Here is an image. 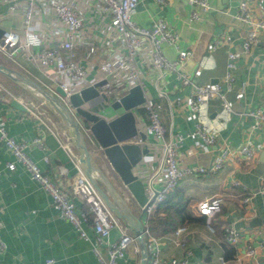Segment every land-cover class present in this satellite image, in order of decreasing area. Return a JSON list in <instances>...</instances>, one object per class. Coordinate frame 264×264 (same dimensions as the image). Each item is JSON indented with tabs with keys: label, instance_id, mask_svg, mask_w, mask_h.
<instances>
[{
	"label": "crops",
	"instance_id": "obj_1",
	"mask_svg": "<svg viewBox=\"0 0 264 264\" xmlns=\"http://www.w3.org/2000/svg\"><path fill=\"white\" fill-rule=\"evenodd\" d=\"M204 1L208 5L206 10L196 8L189 0H165L164 5H158L155 0H140L134 21L148 28L155 20H164L178 35L179 49L192 52L183 72L199 85H222L227 54L237 53L233 89L231 92L223 91L230 111L223 107L221 98L214 97L202 105L196 115L190 113L184 108L189 89L181 87L175 74H167L155 84L156 75L144 71L140 88L145 99L162 104L161 119L167 137L182 136L178 156L183 167L209 168L220 149L238 150L245 142L250 143L255 155L250 162L242 156L232 157L214 174L189 176L179 183L177 189L189 198L196 214L199 213L197 205L200 202L218 204L221 211L215 216L213 232L206 224H194L186 227L184 235L156 237L160 258L163 261L186 259V264H220L225 255L224 247L229 246L223 233L228 226L239 232L240 241L235 248V258L227 263L264 264V249L260 248L264 241V196L259 193V184L264 178V127L247 115L249 111H264V31L258 32L256 43L248 54H244L242 42L247 26L237 18L239 0ZM249 8L256 20H264V0H249ZM194 11H197V20L190 18ZM85 14L87 24L91 22L93 25L90 34L102 36L104 19L91 7ZM20 26L21 17L9 14L7 7L0 4V29L18 31ZM217 41L219 45L213 48ZM163 53L170 60L177 55L172 46H164ZM81 56L82 52L77 58L81 59ZM0 65L35 83L61 102L56 87L31 63L18 60L16 64L0 54ZM43 91L0 73V122L10 136L28 143L27 154L41 172L69 194L77 166L83 172L84 169L69 130L62 118L47 105ZM93 105H96L94 111L103 114L105 119H113L123 112L110 109L98 99ZM133 113L137 129L143 131L141 107ZM198 123L208 126L216 136L215 144L207 153L200 151V140L193 136ZM36 136L41 137L42 148L32 143ZM84 138L96 169L94 178L102 191L111 202H116L135 218L141 216L142 208L121 185L100 154L96 142L86 136ZM66 144L70 145L71 152L65 149ZM14 161L0 141V240L6 246L0 252V264H40L48 259L54 260V264H100L92 251L95 233L91 222L84 226L89 241L80 239L72 226L59 217L49 196L31 180L21 164L16 163L13 172L5 168L7 163ZM159 163L160 155L149 152L134 169L152 192L161 188V177L156 174ZM249 194H252L250 202L244 204L243 199ZM75 202L78 210H85L81 203ZM117 219L126 233L135 236L131 227ZM144 219L142 216L143 225ZM119 236L120 231L113 229L109 241L115 242ZM182 242L184 246L180 245ZM247 245L255 249L253 257L245 255ZM135 247L140 249L137 241L129 246L117 264H140L141 252L135 253ZM187 251L190 255L186 254ZM100 252L104 254V249L101 248Z\"/></svg>",
	"mask_w": 264,
	"mask_h": 264
},
{
	"label": "built area",
	"instance_id": "obj_2",
	"mask_svg": "<svg viewBox=\"0 0 264 264\" xmlns=\"http://www.w3.org/2000/svg\"><path fill=\"white\" fill-rule=\"evenodd\" d=\"M189 1L196 8L208 9L204 0ZM139 2L140 0H0V4L7 7L9 14L21 17L20 30H2L0 54L16 64L18 60L31 63L45 74L54 87L60 88L65 94V97H60L61 103L74 115L83 135L92 141L95 140L89 129L86 128L82 119L76 116L68 98L85 89L95 87L99 95L86 102L83 108L98 114L94 111L96 105H93L97 99L112 109L111 105L119 103L132 88L141 87V75L144 71L156 75L155 84L165 75L175 74L181 87L189 89L184 108L194 115L198 113L202 105L207 104L214 97L221 98L223 107L230 111L229 105L224 101L223 91L231 92L233 89V72L238 54L235 52L227 54L226 72L222 85L197 84L183 72V67L190 60L192 52L179 49L178 35L164 20L157 19L148 28L135 23L134 14ZM155 2L158 5L165 4V0H155ZM90 7L104 19L102 36L96 37L89 32L93 25L91 22L87 24L85 12L87 9L90 10ZM190 18L197 20V11L192 12ZM237 18L247 26L242 50L244 54H248L257 41L258 32L264 31V20L254 18L249 8V0H239ZM217 45H219L218 41L213 48ZM164 46L174 47L177 52L175 59L170 60L164 55ZM80 52H82V58L78 59ZM100 82L104 84L96 87ZM102 95L107 96L108 99L103 100ZM140 107L144 117L143 132L148 137L149 152L160 155L156 174L161 177L160 190L152 192V188L146 181L135 174L136 167L133 169V173L143 182L147 196V203L142 207L146 225H144L146 229L145 264H186V259L163 261L160 258L158 239L150 235L147 230V222L155 206L163 202L184 178L214 174L235 156H242L250 162L255 155V150L249 142H245L238 150L227 147L220 149L209 168L183 167L179 163L178 156V148L183 138L182 136L167 137L161 119L162 104L152 99H145L138 108ZM247 115L252 117L257 125L264 127L263 110L249 111ZM193 136L199 138L198 146L203 153L209 152L216 142V136L209 127L199 123L195 126ZM0 141L15 160L7 163L5 168L13 172L16 169V163L21 164L31 180L49 196L51 205L59 217L72 226L80 239L89 241L84 226L87 222H91L95 233L92 251L100 264H117L118 260L124 257L129 246L136 242V237L122 229L119 220L105 205L79 166L73 177L71 191L67 194L50 177L42 173L38 165L29 157L28 143L17 141L10 136L1 122ZM32 143L38 148L43 146L40 136H36ZM64 147L71 152L69 144ZM44 159L47 161V158ZM259 193L264 196V178L259 184ZM251 195L243 199L244 204L250 202ZM76 200L84 206L85 210H78ZM197 210L206 217V227L213 232L212 224L216 220L215 216L221 211L220 205L200 202ZM113 229L119 230L120 236L115 242H110L109 236ZM186 231L187 228L182 226L174 234L180 236L186 234ZM224 238L229 245L236 248L240 241V234L234 228L226 226ZM180 245L185 244L182 242ZM5 248L4 242L0 240V252H3ZM101 248L104 249V254L100 252ZM260 248L264 249V241L260 243ZM134 251L141 252L137 247ZM186 254L190 255V252L187 251ZM245 255L249 258L253 257L255 249L247 245ZM40 264H54V260L48 259ZM220 264L228 263L220 259Z\"/></svg>",
	"mask_w": 264,
	"mask_h": 264
},
{
	"label": "water",
	"instance_id": "obj_3",
	"mask_svg": "<svg viewBox=\"0 0 264 264\" xmlns=\"http://www.w3.org/2000/svg\"><path fill=\"white\" fill-rule=\"evenodd\" d=\"M1 34L2 30L0 29V37ZM0 73L10 78L26 82L38 90L43 91L35 83L25 79L9 68L0 65ZM103 84L104 82H100L96 87ZM55 91L59 97H65V94L60 88L57 87ZM43 94L46 97L48 105L62 118L65 126L69 130L71 138L79 151V161L83 166L87 180L97 191L108 209L133 229L136 241L140 245V264H145L146 229L141 222L143 215L135 218L128 210L123 209L116 202L110 201L105 192L100 188L98 180L94 178L96 169L92 165L87 142L74 115L56 97L46 91H43ZM98 95L95 87H92L81 91L79 94L71 95L68 101L74 109L76 116L82 119L83 123L87 125L90 134L99 148L100 154L107 161L121 185L130 194L136 204L142 208L147 203L145 187L143 182L133 173V169L149 153L147 145L148 137L143 131L137 129L133 111L145 101L144 94L139 86L132 88L127 95L121 98L119 103L111 105L113 110L121 109L123 111L111 120H106L104 116L91 113L83 108L86 102L96 98ZM134 140H138L139 142L134 143Z\"/></svg>",
	"mask_w": 264,
	"mask_h": 264
},
{
	"label": "trees",
	"instance_id": "obj_4",
	"mask_svg": "<svg viewBox=\"0 0 264 264\" xmlns=\"http://www.w3.org/2000/svg\"><path fill=\"white\" fill-rule=\"evenodd\" d=\"M86 128L87 125L85 124ZM84 209V206L81 205ZM216 221V220H215ZM206 223V217L196 214L191 208V202L183 192L177 188L170 193L163 202L157 204L147 222V230L154 237L174 234L179 227ZM217 227V226H216ZM224 233V231H223ZM225 261L233 260L236 250L229 245L224 247Z\"/></svg>",
	"mask_w": 264,
	"mask_h": 264
},
{
	"label": "rangeland",
	"instance_id": "obj_5",
	"mask_svg": "<svg viewBox=\"0 0 264 264\" xmlns=\"http://www.w3.org/2000/svg\"><path fill=\"white\" fill-rule=\"evenodd\" d=\"M102 99L106 101L108 98H107V96L102 95ZM47 105H48V104H47Z\"/></svg>",
	"mask_w": 264,
	"mask_h": 264
}]
</instances>
